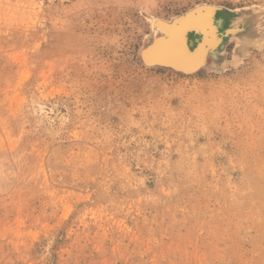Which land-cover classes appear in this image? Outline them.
<instances>
[{
  "label": "rangeland",
  "instance_id": "obj_1",
  "mask_svg": "<svg viewBox=\"0 0 264 264\" xmlns=\"http://www.w3.org/2000/svg\"><path fill=\"white\" fill-rule=\"evenodd\" d=\"M0 264H264V0H0Z\"/></svg>",
  "mask_w": 264,
  "mask_h": 264
},
{
  "label": "water",
  "instance_id": "obj_2",
  "mask_svg": "<svg viewBox=\"0 0 264 264\" xmlns=\"http://www.w3.org/2000/svg\"><path fill=\"white\" fill-rule=\"evenodd\" d=\"M150 54H151V53H150ZM150 54H149V55H150Z\"/></svg>",
  "mask_w": 264,
  "mask_h": 264
}]
</instances>
